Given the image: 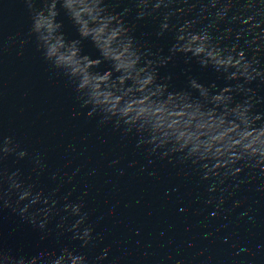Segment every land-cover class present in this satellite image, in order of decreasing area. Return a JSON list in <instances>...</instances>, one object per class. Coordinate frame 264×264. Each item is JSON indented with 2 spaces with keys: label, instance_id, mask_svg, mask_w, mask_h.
<instances>
[{
  "label": "water",
  "instance_id": "1",
  "mask_svg": "<svg viewBox=\"0 0 264 264\" xmlns=\"http://www.w3.org/2000/svg\"><path fill=\"white\" fill-rule=\"evenodd\" d=\"M47 2L0 0V146L8 137L11 149L0 153V253L44 264L63 249L85 264H264V0H99L135 54L117 108L144 111L127 124L84 103L44 57L32 17ZM56 7L65 40L98 58ZM145 73L152 82L138 91Z\"/></svg>",
  "mask_w": 264,
  "mask_h": 264
},
{
  "label": "clouds",
  "instance_id": "2",
  "mask_svg": "<svg viewBox=\"0 0 264 264\" xmlns=\"http://www.w3.org/2000/svg\"><path fill=\"white\" fill-rule=\"evenodd\" d=\"M56 2L57 0H48L47 4L41 10L36 11L32 17V31L37 35L44 57L51 61L55 67L62 68L65 74L75 81L76 90L82 92L86 97L84 103H91L93 108H99L109 116L118 114L126 124L136 123L137 117L144 111L143 108L135 116L128 115L130 105L122 109L117 108L120 101V96L116 95L119 90L118 85H122L125 79L130 78L131 70L136 63L130 41L122 38L126 29L120 25L119 20H116L115 26H110L115 16L106 14L103 7H97L99 0H61V7L76 26L78 36L80 38H88L99 52L98 58L90 59L87 54H81L78 40L66 41L63 34L59 31L60 23L56 20ZM166 27V24L162 23L160 25L161 30ZM177 39L180 40L183 37H177ZM196 39V36L191 37L192 41ZM201 51V47L194 49L195 53H200ZM101 60L107 63L109 67L102 71H93L92 69H95L101 63ZM216 62L217 64L223 63L225 65L228 63L227 60H217ZM143 71V69H140V72ZM136 75L139 77V73ZM151 82L152 76L149 73H145L137 81L139 84L137 90H142L146 85H150ZM190 86L193 88L198 87L194 82H190ZM216 99H219V97H216ZM145 123L146 121L140 120L139 126L144 127ZM245 135L249 134L245 133ZM258 135H264V130ZM155 138V135H153L152 139ZM148 142L150 143L151 141ZM8 144L9 138L5 137L3 146H0V153L11 151ZM244 147L248 149L250 145L246 144ZM24 155L23 150L17 153L18 157H23ZM261 155L264 156V149L261 150ZM261 171H264V166H262ZM13 176H15V173L8 176L10 187L18 189L20 185L13 179ZM29 196L30 192L25 189L19 192L18 199L24 200L29 198ZM38 198L39 194L37 193L36 196L32 197V202H35ZM5 206H7L6 202ZM24 211L25 208L20 209V213ZM78 211V206L72 205L71 212L77 214ZM37 226L43 227L42 224ZM88 231L85 228L81 233V238L85 242L88 239ZM103 255L104 253L102 252L101 259ZM38 261L44 264L41 254L25 261L22 256L17 259L9 256L6 252L0 253V264H37ZM47 264H85V261L82 255L63 249L59 254L48 260Z\"/></svg>",
  "mask_w": 264,
  "mask_h": 264
}]
</instances>
